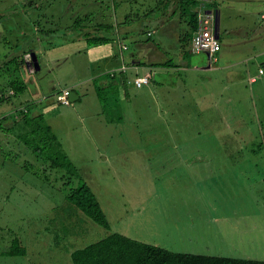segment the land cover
Returning <instances> with one entry per match:
<instances>
[{
	"label": "rangeland",
	"instance_id": "obj_1",
	"mask_svg": "<svg viewBox=\"0 0 264 264\" xmlns=\"http://www.w3.org/2000/svg\"><path fill=\"white\" fill-rule=\"evenodd\" d=\"M36 5L38 9L24 12ZM225 6L250 12L231 13L226 51L249 60L226 76L169 71V76L157 74L142 90L128 85L105 89L102 100L90 81L83 84L82 95L79 87L71 88L80 95V103H72L66 124L58 123V114L54 119L78 177L51 169L36 157L22 141L25 128L19 120L10 132H3L14 155L0 145L2 162L6 160L0 167V264H72L73 251L109 233L173 253L264 262V76L258 74L259 68L264 71V56L256 58L264 53V20L252 15L264 11V0ZM54 11L60 16L56 20ZM108 12L114 23L110 0H0V112L13 111L8 120L27 112V107L15 111L30 99L29 93L14 95L10 82L15 78L25 84L43 80L46 93L50 84L45 81L52 76L63 88L68 80L87 77L88 71L104 73L102 51L93 49L85 58L78 54L82 44L57 51L52 62L56 70L50 74L38 54V72L27 74L23 60L32 34L48 48L94 28L101 14V22L108 21ZM76 17L82 18L79 27H73ZM138 18L130 25L136 27ZM51 29L57 33L49 36ZM21 31L29 32L30 39L25 40ZM149 31L144 26L126 33L125 63L132 54L143 56L149 65L147 50L152 49L137 51L139 42H149ZM151 40L159 43L155 36ZM175 49L169 47L172 53ZM15 58L17 66L9 62ZM44 100L31 106L47 108ZM6 173L10 180L4 179ZM80 183L96 197L110 232L67 202L70 190ZM16 239L25 249L23 256L7 255Z\"/></svg>",
	"mask_w": 264,
	"mask_h": 264
},
{
	"label": "crops",
	"instance_id": "obj_2",
	"mask_svg": "<svg viewBox=\"0 0 264 264\" xmlns=\"http://www.w3.org/2000/svg\"><path fill=\"white\" fill-rule=\"evenodd\" d=\"M74 1V0H72ZM197 3L191 2V0H110V5L112 9V15L115 20L114 23H111L110 21V15L109 12L106 15L108 18V21L101 22V17H99V21L96 24V26L90 30L85 32L86 34H91L93 36H99L101 38H108L107 43H101L92 47H87L86 41L81 37L82 35H76L72 36L70 38L65 39L58 45H50L47 49H45L44 45H42V39L37 38L32 34V39L35 40L32 43V47L34 45L37 46L29 49L28 54H38L40 56L41 62H43V65L46 67L47 74H50L53 70H56L55 66H53L52 62H55L57 60V51H60L61 49H68L76 44H82L83 47L82 50L78 52L79 55L84 56L85 58L91 55L93 49L101 50V58L106 62L107 69L104 73H100L97 71L93 73L87 72V77L84 79L79 80H68V84L63 88L58 87L60 84V81L56 76H52L50 80H46L45 83L50 84V90L48 92L43 91L44 87V81L43 80H36L32 82H26L27 88L25 90V93H29L30 99H28L25 103L18 106L15 111H17L19 108L26 107L27 105H30V108L32 102H37V100H44L45 102H42L43 105L47 106V108H36L31 111L33 115H39L44 114V120L47 123V125L51 128L52 133L59 139L62 149L65 152L64 145L62 143V140L58 136L57 131H55L56 125V119L55 116L58 114L60 116V120L58 123L60 124H66L65 119L68 117H65L67 115H70L71 112L69 109H74V106H58L53 100V96L57 93H60L63 90L71 91V93H74L77 96L76 103H80V95L83 94V87L84 83H87L90 81V84L95 89L99 83L106 85L109 84L108 82H105L101 80L103 75L106 73L112 71V70H118L121 67L120 57L125 60L124 52H128L129 48L126 51H121V47L126 46L122 40L124 37H126V33H131L134 30H141L142 27L147 26L150 28V31L147 32V37L150 39L149 42L143 46V42L138 43V49L137 51L141 53L143 51V47L150 48L152 50H147L148 55L150 56V62L147 66L144 64L145 61H142L143 56H140V58H136L137 55L134 57L132 54L129 55L127 58V72L123 73V75L118 76L116 79L117 83H114L117 89H119L120 85L121 87H125L126 85L135 88L136 90H142L145 87L142 88H136L132 84L133 78L135 76H145L150 75L151 77V83L155 80V77L157 74H162L169 76V71H181L182 74H187V76L192 75L193 73H197L198 71H208L214 73V76L223 75L226 76L229 69H235L237 64L239 63H246L249 58H234L231 55V51H226L225 46H229V44L225 45L224 41L229 39V32L231 31L229 21L232 15H247L250 12L246 11H239L238 9H231L228 8L226 3H232L237 4L238 2H250L252 4H255L258 1L263 0H194ZM96 2V4H100ZM90 4H87L88 6ZM194 5V6H193ZM101 8L102 6L99 5ZM210 7V8H209ZM39 6L36 5L31 8H25L24 12H27L31 9H38ZM67 9H71L70 7H66ZM207 11V12H217L220 20V26H219V36L218 41L220 44V50L216 54V62L211 63L208 59V56L206 54H193L191 52V40L193 37V31L190 29V16L189 13H198L200 11ZM253 17L256 18L257 16H260V19H262V16H264V11L261 9L255 12H252ZM59 12L54 11V17H52V20H56L60 16ZM44 16V15H43ZM117 16L119 17V22L117 19ZM121 17V19H120ZM138 17H141L138 18ZM138 18L137 21L139 23L137 26H131L130 23L132 20ZM44 19H46V16H44ZM78 19L79 21H82V18L76 17L73 20ZM263 20V19H262ZM39 20H37L38 22ZM40 22V21H39ZM36 26L39 27L38 23ZM47 26H49V22L47 21ZM79 27V26H77ZM36 29V28H35ZM49 29V28H48ZM51 33L48 35H55L57 31L51 29L48 30ZM54 31V32H52ZM222 31V33H221ZM262 31V28L260 27L258 30V34ZM23 38L25 40H29L31 37V34L29 32L21 31ZM160 32L163 33V37H156V34ZM39 34L45 35L44 32H40ZM155 36V38L159 41V43L152 44L151 38ZM189 36V40L187 41V37ZM256 37V33L255 36ZM121 40V41H120ZM176 43H175V41ZM175 43V44H174ZM25 44L28 45V42H25ZM171 45H175V53H172L169 50V47ZM184 46H187L189 48V51L186 52L184 49ZM32 51V52H31ZM67 50L65 53H68ZM71 53H75V50H73ZM27 55V54H26ZM76 55V54H75ZM203 56V57H202ZM256 58H260L264 56V53H258L256 54ZM64 57V55H63ZM37 58V56H36ZM38 59V58H37ZM38 61V60H37ZM177 62V64H174ZM206 62V66L202 67L201 64ZM42 64V63H41ZM41 64L39 63V67L41 69ZM264 65V63H262ZM145 70V71H143ZM262 70L261 68L258 69L259 71ZM40 71V70H39ZM263 71V70H262ZM38 72V71H37ZM68 73V72H67ZM66 73V74H67ZM130 73V74H128ZM27 74H29L27 72ZM260 75V74H259ZM132 76V77H131ZM260 76H264L263 74ZM233 78L237 77L236 75H232ZM249 79V78H247ZM253 77H251L249 80L251 81ZM255 79V78H254ZM232 82V81H231ZM150 83V84H151ZM252 83V82H251ZM254 84L257 83V81L253 82ZM113 84V83H112ZM79 87L81 89V94H77L74 92L71 88ZM127 87V86H126ZM60 88V89H59ZM33 94V95H32ZM39 98V99H37ZM37 99V100H36ZM43 106V107H45ZM34 108V107H33ZM60 109V110H59ZM13 112V111H12ZM11 111H7L6 109H2L0 112V145L5 146L7 152V149L10 150V152L13 154L11 141L8 138H5L3 136V132L12 130V127L15 125L16 121H18V117L14 120L7 119L8 116L12 114ZM17 146V145H15ZM66 154V153H65ZM14 155V154H13ZM67 155V154H66ZM8 157V153H7ZM10 157V156H9ZM68 157V155H67ZM1 162L0 167L4 168V165L6 164V160L2 162V153L0 154ZM69 158V157H68ZM10 160V158H8ZM70 160V159H69ZM14 163V162H13ZM5 180H10L11 177L8 175V173L5 174L4 177Z\"/></svg>",
	"mask_w": 264,
	"mask_h": 264
},
{
	"label": "trees",
	"instance_id": "obj_3",
	"mask_svg": "<svg viewBox=\"0 0 264 264\" xmlns=\"http://www.w3.org/2000/svg\"><path fill=\"white\" fill-rule=\"evenodd\" d=\"M191 2L197 3L194 0H191ZM189 16L191 17L189 22L190 29L194 32L197 28V13H189ZM80 22L76 19L73 27H77ZM46 33L48 35L51 32L47 31ZM81 37L86 41L87 47L110 41L108 38H101L86 33ZM186 39L188 41L189 36ZM25 48L24 55L29 53V49H32L29 44ZM9 62L17 66L16 58L11 59ZM110 73L111 71L101 77V80L109 84L103 85L99 83L95 88L97 97L101 100L105 89L111 91L117 89L114 83H117L116 79L118 76L123 75V73L116 75H111ZM26 88L27 85L18 78L10 82V89L14 92L15 96L25 92ZM26 107L27 112H20L19 118V122L25 128L23 129L25 134L21 136L24 145L29 147L34 155L37 154L36 157L45 163H50L51 169H63L68 175L78 177L74 164L64 153L59 139L52 133L51 128L45 122L44 114L33 115L31 111L35 107L30 108V105ZM67 202L101 229L110 232L106 215L102 211L96 197L85 183H80L75 189L70 190ZM7 255H25V249L21 247L19 240L16 239L12 242ZM70 257L72 264H264L262 261L254 260L173 253L116 233H109L106 237L92 244L76 249L71 253Z\"/></svg>",
	"mask_w": 264,
	"mask_h": 264
},
{
	"label": "built area",
	"instance_id": "obj_4",
	"mask_svg": "<svg viewBox=\"0 0 264 264\" xmlns=\"http://www.w3.org/2000/svg\"><path fill=\"white\" fill-rule=\"evenodd\" d=\"M264 20V16H262ZM127 47H121V51H126ZM220 50V44L218 39L214 35V13L207 11H200L197 13V28L193 33L191 40V52L193 54L204 53L208 56V59L211 63L216 62V53ZM121 67L118 70H112L111 75H116L120 73L127 72V66L124 63L123 58L120 57ZM25 70L32 74L35 71L34 65L32 63V57L30 54L24 56ZM32 68V69H31ZM259 74L262 75L263 71L260 70ZM253 78L251 82H254ZM151 83L150 75L145 76H135L132 80V84L136 88L147 87ZM71 91L63 90L60 93H57L53 96V100L56 104L60 106H71L72 103L69 99Z\"/></svg>",
	"mask_w": 264,
	"mask_h": 264
},
{
	"label": "water",
	"instance_id": "obj_5",
	"mask_svg": "<svg viewBox=\"0 0 264 264\" xmlns=\"http://www.w3.org/2000/svg\"><path fill=\"white\" fill-rule=\"evenodd\" d=\"M219 26H220L219 16H218V13L215 12L214 13V35L217 39L219 36ZM31 57H32V63L34 65V69L37 72L40 70V67H39V64L37 62L36 55L33 53V54H31ZM69 99H70L71 103H74L77 100V96L74 93H71Z\"/></svg>",
	"mask_w": 264,
	"mask_h": 264
}]
</instances>
